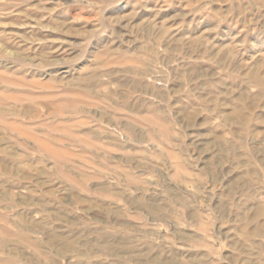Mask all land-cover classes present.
<instances>
[{
  "label": "rangeland",
  "instance_id": "rangeland-1",
  "mask_svg": "<svg viewBox=\"0 0 264 264\" xmlns=\"http://www.w3.org/2000/svg\"><path fill=\"white\" fill-rule=\"evenodd\" d=\"M174 260L264 264V0H0V264Z\"/></svg>",
  "mask_w": 264,
  "mask_h": 264
},
{
  "label": "bare ground",
  "instance_id": "bare-ground-1",
  "mask_svg": "<svg viewBox=\"0 0 264 264\" xmlns=\"http://www.w3.org/2000/svg\"><path fill=\"white\" fill-rule=\"evenodd\" d=\"M65 247H67L66 243H64V244L62 245V248H65ZM172 264H182V263H180V262L177 261V260H174V261L172 262Z\"/></svg>",
  "mask_w": 264,
  "mask_h": 264
}]
</instances>
